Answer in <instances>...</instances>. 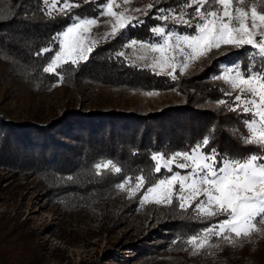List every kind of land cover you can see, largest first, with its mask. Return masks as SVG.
<instances>
[{"label":"rangeland","instance_id":"rangeland-1","mask_svg":"<svg viewBox=\"0 0 264 264\" xmlns=\"http://www.w3.org/2000/svg\"><path fill=\"white\" fill-rule=\"evenodd\" d=\"M254 2L245 0L244 7L248 8ZM41 3L45 7L43 0ZM56 3L59 6L63 0H56ZM115 3L120 5L114 8L115 11L127 10V15L140 18L151 10L147 5H154V0H128L127 4L125 0H115ZM258 11H264V5L258 7ZM87 18L98 21L89 33V38L96 40L97 45L114 38L111 35L105 38V34L111 32L110 17L96 15ZM131 40L148 42L157 41L158 37H126L114 51V54L124 52L120 57L128 64L135 63L137 67L149 69L144 65L151 63L154 54L125 47ZM239 51L243 53L236 55ZM250 51L252 49L248 47L230 45L214 49L207 57L191 62L185 71L177 69L176 81L201 74L208 67H214L215 60L223 58L225 61L214 67L210 79L224 85L227 91V84L216 77L227 66L248 64ZM141 55L147 58L140 60ZM35 83L40 81H30L0 58V119L11 122L12 126L14 123L43 125L56 121L66 110L117 109L145 113L184 100L183 87L156 90L116 85H73L58 81L40 87ZM207 105L212 106V103ZM60 126L55 129L57 135L62 130ZM176 151L185 150H174L169 154ZM107 160L112 159L99 158L93 165L94 170L96 163ZM113 163L121 168L115 161ZM103 171L115 173L110 170L101 173ZM173 171L179 170L174 168ZM139 175L123 174L111 192L90 200L74 198L69 193L60 194V181L54 182L50 177L28 171L14 172L0 166V248L9 256L25 258L26 264H135L147 256L154 258L150 264H167L163 256L172 254L171 249L176 250H173L174 255L181 259L198 260L202 264H264V230L249 238L237 239L235 245L213 237L206 248L193 254V248L186 243L188 238L223 217L198 218L194 209L199 201L186 210L180 209L175 199L170 205L142 204V193L130 196L128 185L125 190L117 187L126 177L133 178L131 185L134 186V178ZM54 186L57 194L53 193ZM180 218H193L197 222L192 232L171 230L170 223L166 224Z\"/></svg>","mask_w":264,"mask_h":264},{"label":"trees","instance_id":"trees-1","mask_svg":"<svg viewBox=\"0 0 264 264\" xmlns=\"http://www.w3.org/2000/svg\"><path fill=\"white\" fill-rule=\"evenodd\" d=\"M41 1L0 0V58L30 81L39 80L35 84L44 87L58 78L42 71L52 53L44 56L37 53L53 45L51 38L71 23L72 13L81 17L96 16L98 9L96 3L71 0L81 7L66 14L53 13L50 18ZM178 2L154 0L153 8L140 17L144 21L142 25H130L122 34L96 45L86 62L78 67L64 65L61 74L63 84L156 90L183 87L184 100L145 113L117 109L66 110L56 120L62 124L52 121L43 125L14 123L12 126L11 122L0 119V166L14 172L28 171L50 177L54 182L60 181V194L95 200L104 192H111L123 174H143L147 181H155L160 177L153 171L150 158L153 152L167 155L174 150H187L210 131V139L218 151L246 155L248 148L237 136L238 131L241 135L245 131L237 114L218 103L220 99H230L224 95L225 86L210 79L214 69L225 61L223 58L215 60V68L208 67L201 74L176 81L132 66L114 54L126 37L152 36L149 28L163 24L153 18L159 15L156 9L174 7ZM237 53L241 55L243 51ZM58 126L62 127L59 135L55 133ZM99 158L112 159L121 166L122 172L97 174L93 165ZM54 190L55 186L53 193L57 194ZM168 223L171 230L192 232L197 222L193 218H180ZM173 250L172 254L163 256L167 264H202L198 260L181 259ZM152 259L142 257L135 264H150ZM0 264H26V260L18 255L9 256L0 248Z\"/></svg>","mask_w":264,"mask_h":264},{"label":"snow or ice","instance_id":"snow-or-ice-1","mask_svg":"<svg viewBox=\"0 0 264 264\" xmlns=\"http://www.w3.org/2000/svg\"><path fill=\"white\" fill-rule=\"evenodd\" d=\"M83 2L96 3L97 16L111 18V32L106 33L105 38L108 35L115 37L117 32L122 34L130 25L135 27L144 23L139 17L127 15V10L115 11L114 8L120 7L115 0ZM43 3L50 18L54 11L66 14L81 7L68 0H63L59 6L56 0H51V4L50 0H43ZM244 4L245 0H179L174 7H158L159 15L153 18L163 24L149 28L158 40H131L125 45L153 53L151 63L144 66L172 80L177 79V69L185 71L191 62L207 57L214 49L227 45L252 49L248 53V64L227 66L216 77L227 84L224 95L230 98L220 99L218 103L237 114L245 129L242 135L238 131L237 136L248 148L247 154L234 156L218 151L214 140L210 139V131L208 136L185 151L167 156L159 152L152 154L153 171L160 177L155 181L149 182L141 174L134 178V186L131 185L132 177H126L117 185L121 190L128 185L130 196L142 193V204L170 205L175 199L179 208L186 210L199 201L194 209L198 218L223 217L188 238L186 243L193 248V254L206 248L213 237L235 245L237 239L249 238L264 230V11H258L264 0H255L248 8ZM147 8L150 10L153 5L149 4ZM70 20L64 30L53 35V45L37 53L38 56L52 53L42 71L56 76L60 83L64 82L61 74L64 65L78 67L89 59L97 45L96 40L89 38L97 19L72 13ZM117 55L123 56L124 52ZM146 58V55L139 57L140 60ZM132 66L137 65L133 63ZM94 167L97 174L102 170L122 172L112 160L98 162ZM174 168L179 171H173Z\"/></svg>","mask_w":264,"mask_h":264}]
</instances>
